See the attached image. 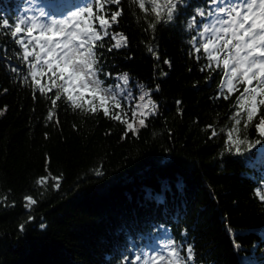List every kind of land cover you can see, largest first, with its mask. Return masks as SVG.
I'll use <instances>...</instances> for the list:
<instances>
[{
  "label": "trees",
  "instance_id": "obj_1",
  "mask_svg": "<svg viewBox=\"0 0 264 264\" xmlns=\"http://www.w3.org/2000/svg\"><path fill=\"white\" fill-rule=\"evenodd\" d=\"M31 1L0 0V264H133L170 241L185 257L191 246L190 264H264V202L255 195L264 190V137L255 128L264 107L242 154L229 150L244 85L221 94L223 64L209 67L198 34L211 17L197 9L212 10L211 0H181L173 20L159 23L150 4L145 13L120 0L101 13L110 20L121 11L106 36L93 20L99 78L109 86L127 74L156 104L135 135L102 109L74 110L63 94L53 106L58 89L33 92L22 49L2 27L30 17ZM33 1L52 12L93 2ZM120 35L126 45L115 48ZM50 75L38 79L48 87ZM119 98L110 112L130 122L132 107ZM239 127L243 137V120ZM29 196L36 203L25 207Z\"/></svg>",
  "mask_w": 264,
  "mask_h": 264
},
{
  "label": "snow or ice",
  "instance_id": "obj_2",
  "mask_svg": "<svg viewBox=\"0 0 264 264\" xmlns=\"http://www.w3.org/2000/svg\"><path fill=\"white\" fill-rule=\"evenodd\" d=\"M133 2L145 13L148 12L146 3L150 4L155 22L159 23L165 19L173 20L177 4L181 0H133ZM119 3L120 0H93L63 19H51L45 23L41 22L39 17L33 16L19 19L14 28L4 20L2 27L9 29L14 42L22 49V59L27 63L34 93L37 89L41 94H46L54 88L58 89L55 99L51 101L53 106H56L63 94L74 110L82 109L96 113L102 109L105 116L111 115V119L126 124V133L130 131L135 135L138 128L146 127V118L155 114L156 104L148 92L140 95L139 100L143 103L138 104L137 108L144 118L139 119L138 127H134L127 119H122L120 112L112 114L111 106L121 108L119 97L123 93L119 84L115 85V88L105 86L104 80L99 78L101 70L94 51L96 42L101 41L102 36L94 27L93 20L99 22L100 28L104 30L103 35H108L107 29L117 23L121 11L112 12L110 20L101 13L106 5ZM211 4L214 7L208 12L197 9L198 16L211 17L210 22L203 25V30L198 35L210 62L209 67L211 62H217V66L222 63L225 69L226 79L222 81L221 94L224 88H227L230 95L236 90L237 84L244 85L243 91L237 97V111L231 117L234 124L227 133L226 141L229 150L235 148L237 154H242L244 151L242 146L249 143L247 129L258 116L261 107H264V0H211ZM45 15L41 11L40 17ZM194 24L195 21L190 22L189 28ZM149 27L154 28L155 24H149ZM112 38L116 39V36ZM195 40L196 37H193V43ZM123 45H126V38L120 35L113 47L120 48ZM111 50L110 48L109 51ZM196 51H199V48ZM29 58H32V61ZM48 73L51 74L50 85L46 87L38 77ZM119 79L123 85L128 84L127 74H123ZM24 83H29L27 77ZM84 93H88L92 99L84 101ZM224 98L228 99V95ZM94 101L99 102L98 106ZM51 116L50 112L49 119ZM132 116H137L135 110ZM242 120L245 133L243 137L240 135L239 127ZM255 128L258 135L264 137V116L259 117ZM216 134L213 132V136ZM99 174L98 172L97 175ZM47 179L41 177L36 183L43 185ZM56 186H59L58 179ZM255 195L264 202V190L257 189ZM25 201V207H31L36 203L30 196L25 197ZM165 248L166 254L136 256L133 264H190L194 259L191 246L187 249L186 257L181 256L175 241L167 243Z\"/></svg>",
  "mask_w": 264,
  "mask_h": 264
},
{
  "label": "rangeland",
  "instance_id": "obj_3",
  "mask_svg": "<svg viewBox=\"0 0 264 264\" xmlns=\"http://www.w3.org/2000/svg\"><path fill=\"white\" fill-rule=\"evenodd\" d=\"M77 7L75 9L72 10H68L66 11L64 14L60 13V14H52L49 9H47L46 7H42L39 5H36V3L34 1H31V3L29 4L28 7L24 8V11L26 12V14H28L30 17L27 18H31L33 16L35 17H39L41 22H47L51 19H63L66 18L67 16H69L71 14V12L73 11H77ZM41 11H43L46 15L43 17H40V13ZM116 44V43H115ZM123 75V74H122ZM122 75H118L116 76V80L115 82L111 83L109 86H113V88H115V85L119 84L121 87V91H122V95L120 97H122L125 102L126 105H129L130 107H132V112L135 110L137 112V116L133 117V119L130 121L131 123H133L134 127H138V121L141 118H144L140 115V109L137 108L138 104L143 103L142 101L139 100L140 95L143 92H147L145 90H142L137 84L132 83L129 81L128 79V84L127 85H123L121 80L119 79L120 76ZM84 98H90L87 100H91L92 97L88 94V93H84ZM147 99V97H146ZM94 103L96 105H98V101H94ZM147 111V110H145ZM167 250L166 248H164L163 252H156V253H151L148 252V255L146 256H157V255H163L166 254Z\"/></svg>",
  "mask_w": 264,
  "mask_h": 264
}]
</instances>
